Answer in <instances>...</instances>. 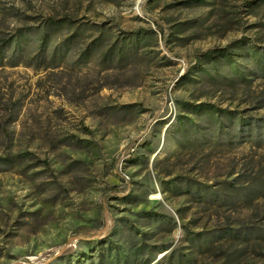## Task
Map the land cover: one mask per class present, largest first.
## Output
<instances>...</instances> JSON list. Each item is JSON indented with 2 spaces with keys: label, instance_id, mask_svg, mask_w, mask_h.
Returning <instances> with one entry per match:
<instances>
[{
  "label": "rangeland",
  "instance_id": "obj_1",
  "mask_svg": "<svg viewBox=\"0 0 264 264\" xmlns=\"http://www.w3.org/2000/svg\"><path fill=\"white\" fill-rule=\"evenodd\" d=\"M257 54L264 0H0V264H264Z\"/></svg>",
  "mask_w": 264,
  "mask_h": 264
},
{
  "label": "trees",
  "instance_id": "obj_2",
  "mask_svg": "<svg viewBox=\"0 0 264 264\" xmlns=\"http://www.w3.org/2000/svg\"><path fill=\"white\" fill-rule=\"evenodd\" d=\"M48 24L51 25L52 22L49 21ZM126 43H127V42H126ZM126 52H127V50L125 49V46H124V47H120V48L117 50V52L115 53L114 56H116V57H120V58H123V57L125 56ZM254 55H256V54H254ZM254 55H253V56H254ZM258 55H259V54H257V56H258ZM223 56H225V57L228 59V61H230L229 59L231 58L232 54H229V53H228V54L223 55ZM253 56H252V57H253ZM255 63H256V66H257V67H259V65H260L261 68H262V70H264V55H261V56L259 55L258 61L256 60ZM241 126H242V125H241ZM241 126H239V127H241ZM258 136H259V134H258ZM93 241H96V240H93ZM204 241H208V239H207V238H204ZM101 243H103V242H101ZM102 245H107V247H108L109 249H111V245H110L108 242H106L105 240H104V243L101 244V247H102ZM187 262H188V259H187V258H184L182 255H180V256L177 258V264H184V263H187Z\"/></svg>",
  "mask_w": 264,
  "mask_h": 264
},
{
  "label": "water",
  "instance_id": "obj_3",
  "mask_svg": "<svg viewBox=\"0 0 264 264\" xmlns=\"http://www.w3.org/2000/svg\"><path fill=\"white\" fill-rule=\"evenodd\" d=\"M13 264H24V263H22V262H15V263H13Z\"/></svg>",
  "mask_w": 264,
  "mask_h": 264
}]
</instances>
